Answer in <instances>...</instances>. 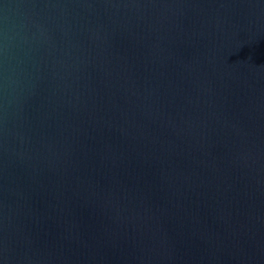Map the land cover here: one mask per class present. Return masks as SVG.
Listing matches in <instances>:
<instances>
[{"label": "water", "instance_id": "1", "mask_svg": "<svg viewBox=\"0 0 264 264\" xmlns=\"http://www.w3.org/2000/svg\"><path fill=\"white\" fill-rule=\"evenodd\" d=\"M0 264H264V0H0Z\"/></svg>", "mask_w": 264, "mask_h": 264}]
</instances>
